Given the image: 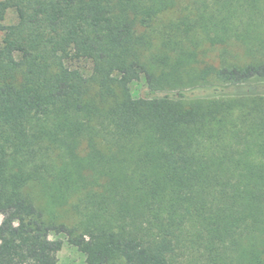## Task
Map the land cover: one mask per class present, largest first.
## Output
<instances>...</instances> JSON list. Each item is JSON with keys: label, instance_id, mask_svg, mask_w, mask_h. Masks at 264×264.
<instances>
[{"label": "trees", "instance_id": "1", "mask_svg": "<svg viewBox=\"0 0 264 264\" xmlns=\"http://www.w3.org/2000/svg\"><path fill=\"white\" fill-rule=\"evenodd\" d=\"M0 32V264H57V237L264 264V0H0Z\"/></svg>", "mask_w": 264, "mask_h": 264}, {"label": "rangeland", "instance_id": "2", "mask_svg": "<svg viewBox=\"0 0 264 264\" xmlns=\"http://www.w3.org/2000/svg\"><path fill=\"white\" fill-rule=\"evenodd\" d=\"M178 16V13L172 12L164 16L165 21L174 20ZM15 21V15L12 12H8L5 18V24H11ZM2 32H0V43L2 40ZM130 90L134 97H139L142 95L145 90V85L143 79L139 80L136 83L131 84ZM38 205L43 207L46 211L47 216H53L52 213L57 211L56 204L52 202L49 196L46 193V187L42 184L30 185L27 189ZM1 221V217H0ZM54 239L56 237H53ZM62 240V247L59 253L57 254V264H87L85 256L77 251L76 248L69 245L63 237H57Z\"/></svg>", "mask_w": 264, "mask_h": 264}]
</instances>
